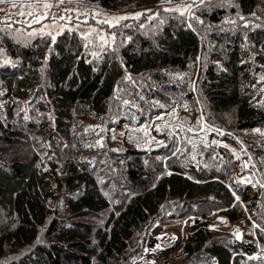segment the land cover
Segmentation results:
<instances>
[{"label":"trees","instance_id":"obj_1","mask_svg":"<svg viewBox=\"0 0 264 264\" xmlns=\"http://www.w3.org/2000/svg\"><path fill=\"white\" fill-rule=\"evenodd\" d=\"M85 1L128 9L147 0ZM166 8L123 20L104 46L76 30L53 40L0 22V264H132L154 217L190 232L174 264H264V178L250 190L229 147L187 138L155 151L109 146L120 120L128 131L185 108L262 170L264 139L247 133L264 129V105L252 102L264 0H206L190 16ZM216 214L247 218L245 236L215 234Z\"/></svg>","mask_w":264,"mask_h":264},{"label":"rangeland","instance_id":"obj_2","mask_svg":"<svg viewBox=\"0 0 264 264\" xmlns=\"http://www.w3.org/2000/svg\"><path fill=\"white\" fill-rule=\"evenodd\" d=\"M47 2L53 6L48 11V18L43 19L42 23H32L29 27L32 17L19 15V7H13L10 3L0 4V22L19 23L30 34L51 33V36H55V38L66 29L76 30L81 36L91 33L88 40H86L88 43L98 42L101 44L99 37L104 36L107 38V45H111V43H114L112 39L114 33L110 29L114 26L98 21L112 20L113 17L117 16L135 17L136 14H142L143 11L159 4L168 8H184L186 5L193 4V0H171V3H167L165 0H160L157 3L155 0H147L140 6L128 9H105L85 0H71V2L66 0L65 3L59 5H57V0H47ZM199 4V0H197L191 11L185 12L187 16H190ZM65 9L68 11H65ZM23 10L27 13L33 9L25 6ZM34 10L41 15L45 11L42 5H37ZM60 17H64V19ZM42 28L43 31H41ZM93 29L96 31H93ZM198 80L199 72H196L193 79L194 90ZM260 81V90L252 102L262 106L264 105V72L260 77ZM190 113L185 108L168 111V113L157 112L150 120H146L136 128L131 127L128 131L125 128L126 120H120L115 128L109 129L107 132L108 138L113 140L109 146L118 148L123 146V150L126 151L149 148L162 142L170 143L175 139L180 141L187 138L192 142L203 140L213 146L224 145L234 152L237 159L236 173L242 174V180L250 190L260 179L264 178V163L262 170L257 172L254 160L234 141L230 134L209 126L203 116L197 117V113ZM261 132H264V129H254L248 132L247 135L264 139V135L260 134ZM262 145L264 146V140ZM201 218L203 217H193L189 220V223L194 224ZM196 219L198 221H195ZM209 223L215 234L232 235L237 238H243L248 227L247 218L232 221L225 215L220 214H216L214 218L210 219ZM189 233L186 224L180 231L169 230L160 223L159 217H154L148 225L142 252L132 260V264H174L182 260L185 254L183 249L185 239L188 238Z\"/></svg>","mask_w":264,"mask_h":264},{"label":"snow or ice","instance_id":"obj_3","mask_svg":"<svg viewBox=\"0 0 264 264\" xmlns=\"http://www.w3.org/2000/svg\"><path fill=\"white\" fill-rule=\"evenodd\" d=\"M66 0H57V5L59 4H63L65 3ZM67 2H71V0H67ZM165 2L167 3H171V0H165ZM197 2V0H193V4H189L186 5L184 8H166L164 9V11H177L180 12L181 15L185 14V12H190L191 8L193 7V5H195ZM5 3H10L12 4L13 7H19V15L24 16L27 15L29 17H32V20L29 22V27L31 26L32 23H42L43 19H47L48 18V11H50V9L52 8V4H49L47 2V0H0V4H5ZM200 4H204L205 0H199ZM37 5H42L43 9L45 10L43 15H41L40 13L36 12L34 9L36 8ZM27 7L29 9H33L31 11H28L27 13H25V11L23 10L24 7ZM65 11H68L67 9H65ZM255 13H253L254 15ZM141 14H136L135 17H131V18H135L138 19L139 16ZM61 19H64V17H60ZM130 17L127 16H117V17H113L112 20H108L105 19L103 21H98L99 23H107L110 26H115L116 24H118L121 20H125V19H129ZM70 19V18H69ZM86 23V21H85ZM4 29H0V31H3ZM41 31H43V28L41 29ZM93 31H96L95 29H93ZM91 33L85 34L82 38L84 40H88V36ZM48 35L51 36V33H48ZM52 39L55 40V36H52ZM112 39L114 40L115 37L113 36ZM100 43L102 46L107 45V38L104 36H100L99 37ZM87 47V45H85ZM127 103V102H126ZM259 132V130H257ZM123 134V133H122ZM261 135H264V132L260 133ZM246 166V165H245ZM264 186V185H262ZM261 260H264V250H262V255L259 257ZM250 259H257V257H250Z\"/></svg>","mask_w":264,"mask_h":264},{"label":"water","instance_id":"obj_4","mask_svg":"<svg viewBox=\"0 0 264 264\" xmlns=\"http://www.w3.org/2000/svg\"><path fill=\"white\" fill-rule=\"evenodd\" d=\"M167 145H168V143L162 142L160 144L153 145L152 146V150L155 151V150L160 149L162 147H165ZM113 150L116 151V152H119V148L118 147H113ZM195 221H198V219H196Z\"/></svg>","mask_w":264,"mask_h":264}]
</instances>
